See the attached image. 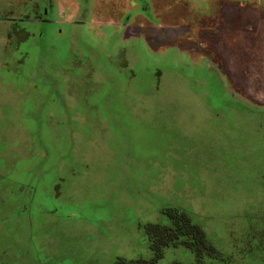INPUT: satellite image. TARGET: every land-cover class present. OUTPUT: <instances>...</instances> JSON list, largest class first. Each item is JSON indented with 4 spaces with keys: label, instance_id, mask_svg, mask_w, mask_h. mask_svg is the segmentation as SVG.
Here are the masks:
<instances>
[{
    "label": "rangeland",
    "instance_id": "obj_1",
    "mask_svg": "<svg viewBox=\"0 0 264 264\" xmlns=\"http://www.w3.org/2000/svg\"><path fill=\"white\" fill-rule=\"evenodd\" d=\"M243 2L264 14V0H0V264L149 259L146 226L175 207L220 253L201 264H264V31L229 27L233 61L215 46ZM175 262L197 264L183 244L158 264Z\"/></svg>",
    "mask_w": 264,
    "mask_h": 264
},
{
    "label": "trees",
    "instance_id": "obj_2",
    "mask_svg": "<svg viewBox=\"0 0 264 264\" xmlns=\"http://www.w3.org/2000/svg\"><path fill=\"white\" fill-rule=\"evenodd\" d=\"M164 214L170 224L148 223L146 226L149 247L153 256L149 259L118 257L114 264H158L163 257V249L169 245L183 244L194 252L196 263L201 264L205 254L217 257L219 251L208 239L205 230L192 221L190 215L179 208H166ZM174 264H182L175 262Z\"/></svg>",
    "mask_w": 264,
    "mask_h": 264
},
{
    "label": "crops",
    "instance_id": "obj_3",
    "mask_svg": "<svg viewBox=\"0 0 264 264\" xmlns=\"http://www.w3.org/2000/svg\"><path fill=\"white\" fill-rule=\"evenodd\" d=\"M241 6H239V8H234V11H231V13L227 14V16L231 19L230 21L227 22V27L224 26V29L220 31V34L221 33H224V36L225 37V40L222 42L221 41V37H218L216 36L215 39L217 40L216 43L217 45L219 46L217 48V45L216 46V50L218 51V53H220L221 57H223L224 59H228L229 61H233L234 57H235V54H231L230 56V49L229 50H226L224 51L223 48H225L226 46L229 47L230 45V42L229 39L227 37H232L233 35H231V32L229 30V27H236L237 25L239 26L240 22L241 21H244L246 23H249L251 24V21H258L260 23V27L263 29L264 31V14H260L259 12H255L253 7H251V9L248 11L247 10V4L246 2H243V3H240ZM248 7V8H250ZM241 8H244V9H241ZM246 8V9H245ZM262 15V16H261ZM227 17V18H228ZM183 27H177L175 28L176 30L174 31V35L177 36V33H180L178 35H181L183 33ZM222 42V43H221ZM183 46V45H182ZM196 47V49H195ZM183 48L187 49L186 47L183 46ZM200 48V44H197L195 46H193L192 48V52H195L197 51L198 49ZM229 52V53H228Z\"/></svg>",
    "mask_w": 264,
    "mask_h": 264
},
{
    "label": "flooded vegetation",
    "instance_id": "obj_4",
    "mask_svg": "<svg viewBox=\"0 0 264 264\" xmlns=\"http://www.w3.org/2000/svg\"><path fill=\"white\" fill-rule=\"evenodd\" d=\"M49 12H51V10H50V8L48 6H46L44 8V10H43V14L46 15V17H44V15H43V17H41V18H35V19H37V20H47Z\"/></svg>",
    "mask_w": 264,
    "mask_h": 264
}]
</instances>
